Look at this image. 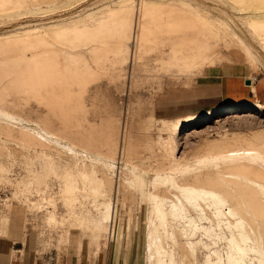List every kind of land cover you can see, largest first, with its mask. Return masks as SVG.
<instances>
[{
  "label": "rangeland",
  "instance_id": "374dc122",
  "mask_svg": "<svg viewBox=\"0 0 264 264\" xmlns=\"http://www.w3.org/2000/svg\"><path fill=\"white\" fill-rule=\"evenodd\" d=\"M120 8L127 19H117ZM247 23L264 40V0H0V225L90 228L121 243L138 264H151L149 195L157 175L177 169L183 178L189 166L216 171L202 160L225 151L236 157L229 170L264 175V90L239 109L179 118L155 112L158 96L230 57L264 83V41ZM170 45L181 48V61L172 59ZM52 60L57 80L38 87L23 78L24 70ZM85 69L91 79L79 81ZM85 172L104 178L107 189L86 186ZM178 196L173 189L166 195ZM185 211L178 210L180 224L164 239L174 255L166 264H241L228 241L237 236L234 227ZM189 218L198 229L192 238ZM257 219L255 230L264 217ZM260 226L255 236L245 226L252 236L239 245L246 264H264ZM188 238L193 245L202 240L198 261Z\"/></svg>",
  "mask_w": 264,
  "mask_h": 264
},
{
  "label": "bare ground",
  "instance_id": "6f19581e",
  "mask_svg": "<svg viewBox=\"0 0 264 264\" xmlns=\"http://www.w3.org/2000/svg\"><path fill=\"white\" fill-rule=\"evenodd\" d=\"M142 8H143V4L141 3L138 10L140 11ZM184 12H186V11H184ZM116 14H117V19L121 18L122 20L127 19L126 17L129 15L128 11L125 10L124 8H120ZM179 17H181V16L179 15ZM194 19H196V18H194ZM104 20H105V18H104ZM104 20L102 18V21H104ZM116 20H114V21H116ZM128 21H129V19H128ZM128 21H126V22H128ZM169 23H171V22H169ZM248 24L249 23H247V25ZM116 25H117V23H116ZM127 25H130V24L128 23ZM124 26H125V24H124ZM169 26H171V25L169 24ZM131 27L132 26L130 25V29H132ZM126 28H128V27H126ZM248 28L251 31V33L253 35H255V37L260 38L258 30L255 27L248 25ZM110 30H112V29H110V26H109V31ZM101 31H102V29H101ZM110 32H112V31H110ZM260 40L264 41L261 38H260ZM112 46H114V45H112ZM146 46L151 47L152 44L147 42ZM168 49H169V52L173 53L171 56L172 59L174 58L177 61H179V60L181 61L182 56L179 57V54H176V52H178V50L181 49L178 45H170ZM168 49H165V50H168ZM106 52H107V50H106ZM111 53H112V51H111ZM163 53H165V52H163ZM163 53H162V55H163ZM158 54H159V50L156 52V55H158ZM95 55H96L95 57H97L96 53H95ZM105 63H106V61L104 62V64ZM85 65H88V64H85ZM63 69H64V67H63ZM86 69L88 70L87 66H86ZM85 70L80 72L79 81H81V80L88 81L89 78L91 79L92 74L90 72H88L89 70L88 71L87 70L85 71ZM64 71H65V69H64ZM24 72L26 74V77H25V75H23L24 76L23 78H25L27 80V82L30 81V83L35 85V86L43 87V86H45V83L49 79L50 80H52V79L57 80L58 79V77L55 74L58 73L59 70L57 69L56 64L52 60L49 62L47 61V62H43L41 64H37V65H35V67H31L30 69L24 70ZM75 73H76V71H75ZM63 75H65V74H63ZM21 76H22V74H21ZM76 76H78V74H76ZM19 77H20V75H19ZM19 79H22V78H19ZM16 80L19 81L18 78ZM26 80H25V82H26ZM74 81H77V80H74ZM16 83H18V82H16ZM19 85L15 86V87H19ZM21 85H23V84H21ZM22 87L23 86H21L19 88H22ZM26 90H27V88H26ZM28 90H29V88H28ZM241 107H242V105H238V106L231 107V109H239ZM258 107H260V106H258ZM6 117H8V116L6 115ZM13 118H15V117H13ZM56 139H57V137H56ZM67 146H69V144ZM257 151H259V150H257ZM78 155H79V153H78ZM253 157L256 159V156H253ZM263 157L259 156V154L257 156V158H260V159H262ZM235 159H236V157L234 155H229V154L227 155V153L225 151V153L212 154L210 156L205 157L204 160H202V162L212 164L211 166L216 167L217 168L216 171H213L210 168L206 173H202L200 171H195L194 168L192 169V167H190L188 165L189 167H187L182 172V173L186 174L183 178H179V179L176 178L177 177L176 172H174V171H178L177 169H171L172 172L171 171L166 172V175H164V174L163 175H157L155 177L154 182H153V188L154 189H153V191L150 192V195H149V200H150V203L152 204L151 210L149 212L150 230L148 233V249H149V259L151 260V264H166V259L164 258L166 255L169 256L171 259L174 257V255L168 254L166 247H164V239L167 236H169L170 234L173 236V234L169 230L170 227L174 228L176 223L180 224V219H182V216L178 214V210L185 211L188 208H189V210L191 209V210H195V211L200 212L202 217H205V218H203L204 220L208 219V220L212 221V219L215 218L217 220V222H219V223L226 222V225L229 228H231V230L234 227V229L237 230V236L233 235V238L228 240V241L231 245L232 251L235 249V252H237V254L240 255L238 261H240L241 264H246L245 262L242 261L243 255L245 253L244 248L239 246V245L242 243H247L248 241L252 240V236H251L250 232L248 230H246V228H245L246 225L249 227V230L251 231V233L254 234V236H255V234L257 233V230L258 229L260 230V228H259V227H261L260 225H262V223H264V221H262V223H260V224L258 223L256 230L254 229L255 227L252 226L256 223L255 221L258 222V220H259V219H257L258 217L261 218V220L264 217V175L260 174V172L259 173L254 172L251 175L250 173L239 172V171H235V170H229V165L232 164L235 161ZM238 159H239V157H238ZM96 160H97V158H96ZM109 162H111V161H109ZM257 162H258V160H257ZM112 166H110V167H112ZM114 169H116V167H114ZM255 170H257V169H255ZM211 171H213V172H211ZM112 173H113V171H112ZM114 173H116V171ZM91 174H88L86 172L83 173V180H84L83 182L86 186H91L97 193H99L100 188L102 187V190H103L105 185H106L105 180H104V178H99V176H96V173H94L95 175H91ZM69 175L72 176L71 174H69ZM67 187H70V186H67ZM105 189H107V188H105ZM172 189L176 190L179 194V196L176 198L177 201L172 200V199L169 200V197L168 198L166 197V195L169 192H171ZM258 196L260 197L259 198L260 202H258L257 200L251 201L252 197L258 198ZM183 201L186 203L185 205H184V203H182ZM109 216L111 217V219L113 218L114 208H112L110 210ZM230 219L233 220V223ZM187 223H188V226L190 227V231H192L191 238L193 236L195 237L196 229H197L196 221L194 220V218H189ZM201 224H204V223H201ZM184 231H186V230H184ZM162 232H163V234H162ZM262 233L263 232L259 231L260 235L258 236V242L263 241V243H264V236L262 235ZM191 238H190V241L188 238V248L193 253L192 255H193L194 260L198 261L196 244L198 242H202V240L196 241V244L193 245V243L191 242ZM172 239L175 241L176 237H172ZM233 254H235L234 251H233ZM233 254H231L232 257H233ZM161 257H163V258H161ZM233 263H234V261H233ZM194 264H195V262H194ZM205 264H213V263L210 260H206Z\"/></svg>",
  "mask_w": 264,
  "mask_h": 264
},
{
  "label": "crops",
  "instance_id": "0c3cea01",
  "mask_svg": "<svg viewBox=\"0 0 264 264\" xmlns=\"http://www.w3.org/2000/svg\"><path fill=\"white\" fill-rule=\"evenodd\" d=\"M252 75L241 58L230 57L221 65L209 67L190 83L177 85L158 96L156 116L197 117L217 108L258 101L264 83L253 82ZM63 234L69 236L61 241ZM120 244L113 245L108 234L90 228L64 231L0 225V264H138L127 249L118 248Z\"/></svg>",
  "mask_w": 264,
  "mask_h": 264
},
{
  "label": "built area",
  "instance_id": "2783aa9c",
  "mask_svg": "<svg viewBox=\"0 0 264 264\" xmlns=\"http://www.w3.org/2000/svg\"><path fill=\"white\" fill-rule=\"evenodd\" d=\"M252 81H253V82H257V81H258V75H254V76L252 77Z\"/></svg>",
  "mask_w": 264,
  "mask_h": 264
}]
</instances>
